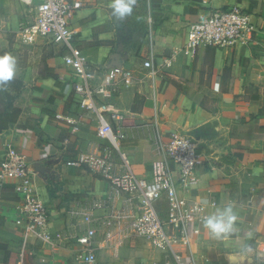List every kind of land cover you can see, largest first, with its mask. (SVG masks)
<instances>
[{"label":"crops","instance_id":"crops-1","mask_svg":"<svg viewBox=\"0 0 264 264\" xmlns=\"http://www.w3.org/2000/svg\"><path fill=\"white\" fill-rule=\"evenodd\" d=\"M145 1L150 3L145 18H150L151 38L141 43L145 56L140 60L136 55L128 59L119 42L113 43L121 19L112 14L111 0H74L70 21L77 31L75 43L94 64L122 66L134 73L133 84L114 97L121 109L134 112L121 122L114 120L126 133L120 150L114 151L120 163L116 170L151 176L156 136L167 141L173 131L191 132L204 161L195 168L193 181L180 186V193L202 202L204 217L216 206L231 203L239 221L237 232L224 241L211 237L203 220L191 224V249L181 245L183 258L189 261L192 253L193 264H264V0H211L213 7L239 3L253 14L258 30L249 44L207 46L193 58L179 50L185 21L208 15L204 0ZM32 10L22 0H0V28L16 29L31 19ZM5 52L17 58L11 82L19 86L18 115L0 129V159L9 144L25 154L32 183L50 212V237L40 235L32 224L16 222L22 195L14 181L0 183V264H162L161 250L147 239L129 228L101 224L109 209L91 213L97 260L78 259L83 245L76 239L89 224L72 211H91L94 198L113 191L104 178L67 161L109 141L97 135L95 117L77 102L76 76L65 64L62 43L23 44L2 31L0 54ZM173 54L172 64L166 65ZM151 56L155 72L143 66ZM59 113L78 121L68 123ZM120 152L127 155L129 166L122 165ZM174 176L179 180L178 170ZM128 201L127 194L119 193L112 208H125ZM159 207L164 211L165 203ZM243 245L250 251L241 252Z\"/></svg>","mask_w":264,"mask_h":264},{"label":"built area","instance_id":"built-area-1","mask_svg":"<svg viewBox=\"0 0 264 264\" xmlns=\"http://www.w3.org/2000/svg\"><path fill=\"white\" fill-rule=\"evenodd\" d=\"M22 1L33 8L31 19L20 22L16 29L0 28V32L14 34L23 44L38 41L62 43L67 50L65 64L76 76L73 89L77 102L84 112L95 117L97 135L109 141L108 146L83 151L67 161L68 165L88 168L104 178L113 191L94 198L91 211H72L89 224L76 239L83 245L78 259L91 263L97 260L93 244L97 230L91 225V213L109 209L101 224L110 228H129L134 235L147 239L161 250L162 264H193V254L192 259L185 260L181 245L191 249L190 225L203 220L205 205L182 195L180 186L193 181L195 168L204 161V151L196 138L191 132L173 131L166 141L158 134L155 141L157 157L152 163L151 176H138L130 169L117 171L116 166L120 163L114 151L120 150L126 133L114 124V120L121 122L134 112L121 109L114 97L122 87L133 84V71L110 64L96 65L82 53L75 43L77 31L70 22L76 8L74 0ZM203 2L209 6V13L199 20L185 21V39L179 52L193 58L203 47L236 48L253 40L258 23L249 10L237 2L223 7H213L211 0ZM174 58L175 54L171 55L165 59V64L171 65ZM143 66L151 72L156 71L152 56L144 61ZM57 117L72 124L78 121L60 113ZM120 158L123 166H129L125 153L120 152ZM176 170L179 180L174 176ZM32 178L25 154L9 144L0 159V183L14 181L16 191L22 195L16 222L32 224L40 235L49 238L50 212ZM119 193L128 195V205L122 209L112 208ZM159 202L165 203L164 211L160 210Z\"/></svg>","mask_w":264,"mask_h":264},{"label":"clouds","instance_id":"clouds-1","mask_svg":"<svg viewBox=\"0 0 264 264\" xmlns=\"http://www.w3.org/2000/svg\"><path fill=\"white\" fill-rule=\"evenodd\" d=\"M135 0H111L112 14L123 20L133 12ZM17 72V58L10 52L0 54V85L13 80ZM239 215L231 203L216 206L203 218V225L211 237L216 240H227L238 229ZM241 252L250 251V246L243 245Z\"/></svg>","mask_w":264,"mask_h":264},{"label":"rangeland","instance_id":"rangeland-1","mask_svg":"<svg viewBox=\"0 0 264 264\" xmlns=\"http://www.w3.org/2000/svg\"><path fill=\"white\" fill-rule=\"evenodd\" d=\"M149 4L150 3L145 0L135 1L132 14L118 23L120 31L117 35L118 38H115L113 43L119 42L120 50H122L123 54H126L128 59L130 58L129 55H136L139 57V60L145 56L142 54L140 45L143 41H148L149 38H151V33L148 30V22L150 18H145L147 17L146 12L149 10ZM6 91L12 95V99L9 98L8 101H11L14 109H17L15 106V100L16 95L19 92V86L14 82H8L6 84ZM145 248L150 250L149 246Z\"/></svg>","mask_w":264,"mask_h":264},{"label":"trees","instance_id":"trees-1","mask_svg":"<svg viewBox=\"0 0 264 264\" xmlns=\"http://www.w3.org/2000/svg\"><path fill=\"white\" fill-rule=\"evenodd\" d=\"M11 96L12 95L6 91V85H0V129L14 122L18 115V108L14 109L11 101H8Z\"/></svg>","mask_w":264,"mask_h":264}]
</instances>
